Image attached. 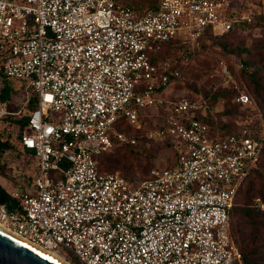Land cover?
<instances>
[{
    "label": "built area",
    "instance_id": "built-area-1",
    "mask_svg": "<svg viewBox=\"0 0 264 264\" xmlns=\"http://www.w3.org/2000/svg\"><path fill=\"white\" fill-rule=\"evenodd\" d=\"M242 22L252 18L232 0H156L146 12L124 0H0L2 76L28 81L37 97L28 116L0 98V122L27 118L17 142L38 168L35 193L13 195L15 210L0 204V224L78 264H243L229 220L261 144L247 130L213 136L196 119L199 102L167 101L179 70L150 58L174 39ZM237 102L251 103L246 94ZM147 108L171 115L148 137L177 149L176 167L154 168L134 187L101 173L97 158L114 139L136 144L115 124L124 117L141 128Z\"/></svg>",
    "mask_w": 264,
    "mask_h": 264
},
{
    "label": "rangeland",
    "instance_id": "rangeland-1",
    "mask_svg": "<svg viewBox=\"0 0 264 264\" xmlns=\"http://www.w3.org/2000/svg\"><path fill=\"white\" fill-rule=\"evenodd\" d=\"M125 1V0H124ZM234 8L252 18V23L243 30L235 31L226 36L207 34L200 39L182 38L181 44H176L164 53V58L176 63L181 71L179 80L171 83L161 96L167 101L177 102L182 97L205 98L217 92L228 91L229 98L212 105L209 120L214 127L225 125L229 129L243 125L250 130H257L261 136L264 132V103L254 100L249 74L264 66V0H232ZM240 49H248L249 53H242ZM246 60L250 66L247 72L242 61ZM8 86L6 101L14 110L22 111L23 116L31 113L27 102L32 95L28 81L0 76V92L4 85ZM239 94L250 97L252 105L240 107L236 103ZM229 103V104H228ZM229 105V106H227ZM238 108L234 112L233 106ZM233 109L232 114L226 111ZM166 109L147 108L140 114L141 128L124 127V132L130 134L137 141L134 147L123 146L116 143L113 149L99 159V170L103 174H119L129 180L134 187L147 178L149 171L155 167L166 169L176 162L177 149L168 140L149 138L155 130L159 129L171 115ZM62 115L50 112L49 121L59 124ZM18 126L9 121H1L0 129L5 133H16ZM122 129V128H121ZM120 129V130H121ZM128 136V135H126ZM129 137V136H128ZM264 137V135L262 136ZM130 138V137H129ZM17 138L12 140L13 149L0 156V167L4 175H0V185L11 195L34 194L33 185L38 177V170L34 157L24 153L17 144ZM264 157V156H263ZM264 163L260 170L262 171ZM251 180L249 178L247 183ZM245 188L239 198V206L246 201ZM264 209L262 201H254ZM237 214L232 217V227L242 223ZM69 264H78L73 253L60 249L59 253Z\"/></svg>",
    "mask_w": 264,
    "mask_h": 264
},
{
    "label": "trees",
    "instance_id": "trees-1",
    "mask_svg": "<svg viewBox=\"0 0 264 264\" xmlns=\"http://www.w3.org/2000/svg\"><path fill=\"white\" fill-rule=\"evenodd\" d=\"M125 3H127L128 5H130L131 7H133L134 9L140 12H146L148 10L155 8L156 6V0H125ZM263 21H264V17H263ZM251 23H248V22L239 23L235 25V27L230 32L223 34V35H215L211 30H206L198 39L204 37L207 34H212L214 36H226L235 31H238V30L241 31L247 28L248 25ZM180 40H182V38L174 39L170 41L169 43L163 44L162 49L160 51L150 53V58L152 62L158 63L162 60L167 59V58H164L165 51L167 49H170V47H173L176 44H181ZM261 49L264 55V45H262ZM240 51L242 53H247V54L249 53L248 49H240ZM174 64H175V67L179 70L180 74H179V77L173 78L171 80V83L179 80L181 77V71L179 67L177 66L176 63ZM242 64H243L244 70L247 72L250 66L249 62L246 60H243ZM248 74H249V80H250L251 88H252V94H253L252 96L254 100H257L260 103H264V66ZM0 76H2L1 70H0ZM7 89H8V86L6 84L2 88V91L0 92V98L2 100L7 99V96L9 94ZM31 94L32 95L29 97V100H28V106H30L31 110H33L36 107L37 97L33 93V91L31 92ZM239 95L236 97V103L238 104V106L250 108V106L252 105L251 99H250L251 101L250 104L241 105L240 103L237 102V98L239 97ZM231 97L232 95H229L228 91H223L220 93L219 92L213 93L211 95L208 94L206 95L205 98H200V99L198 97H186V98L189 99L190 101H197L200 103L201 108L196 113V119L207 125L210 134H212L213 136L224 137V136L233 135V134L234 135L241 134L244 130L248 131V128L244 127L243 125H239L233 129H229L225 125L221 127H214L213 124L210 122L209 112H210L212 105L215 103H218L219 101L225 100L226 98H229V100L231 101L232 100ZM232 106L234 108V112L237 113L238 108L235 107L234 105ZM226 112H227L226 113L227 115H230L232 114L233 109L230 108ZM4 121H9L10 124L17 125L18 128L16 130V133H5L4 129H0V156L6 151L14 148L12 145V140L14 136H16L18 140L25 132V129L28 124V120L25 117H23L22 119H18V120L5 119ZM115 126L118 132L128 135L130 138H134V137H131L130 134H128L127 132H124L123 130L124 127L140 129L128 123V121L124 117H120L117 120ZM248 132H250L251 135L260 142L262 150H261L260 156L258 158V161L255 167L250 171L249 175L246 177L242 186L240 187V189L238 190L235 196L234 206L231 211L230 220H229L228 232H229L230 237L237 244L241 252L243 264H264V209H261L260 207H258L256 203H254L256 199H260L262 201V205L264 206V169L262 171L260 170L262 163H264V157H263L264 156V137H262L264 135V132L262 136L261 134H259V131L254 130V129ZM114 142L115 144L117 143L115 139H114ZM168 144L170 143L168 142ZM120 145L134 147L137 145V143L134 145L133 144H120ZM23 152L34 157L35 159V155L32 152H29L26 150ZM102 156L103 155H100L97 158L98 166H99V159ZM176 160H177V157H176ZM35 162H36V167H37L36 159H35ZM174 167H176V163L172 164V166H170L169 168H174ZM263 168H264V165H263ZM1 170L2 169L0 167V175L3 176L4 172ZM150 172L151 171H149L147 178L143 181L149 180L151 178ZM249 178H251V180L247 183V187L245 188L246 182ZM127 181L130 182L129 180ZM33 187L35 186L33 185ZM244 188H245L246 201L243 205L239 206L238 204L239 198ZM34 193H35V188H34ZM0 204L6 205L10 210H15L18 207V202L3 188L2 185H0ZM236 214L241 219H243V221L242 223L238 224L237 227L236 226L232 227V217Z\"/></svg>",
    "mask_w": 264,
    "mask_h": 264
},
{
    "label": "water",
    "instance_id": "water-1",
    "mask_svg": "<svg viewBox=\"0 0 264 264\" xmlns=\"http://www.w3.org/2000/svg\"><path fill=\"white\" fill-rule=\"evenodd\" d=\"M0 264H58L50 257L0 229Z\"/></svg>",
    "mask_w": 264,
    "mask_h": 264
},
{
    "label": "bare ground",
    "instance_id": "bare-ground-1",
    "mask_svg": "<svg viewBox=\"0 0 264 264\" xmlns=\"http://www.w3.org/2000/svg\"><path fill=\"white\" fill-rule=\"evenodd\" d=\"M0 229L5 231L6 233L16 237L17 239L27 243L28 245L34 247L35 249L41 251L42 253H44L45 255H47L48 257H50L52 260H54L55 262H57L58 264H69L67 262V260L62 257L58 252H54V251H47V250H44L30 242H28L26 239L20 237L17 233H15L14 231L8 229L7 227H5L4 225L0 224Z\"/></svg>",
    "mask_w": 264,
    "mask_h": 264
},
{
    "label": "crops",
    "instance_id": "crops-1",
    "mask_svg": "<svg viewBox=\"0 0 264 264\" xmlns=\"http://www.w3.org/2000/svg\"><path fill=\"white\" fill-rule=\"evenodd\" d=\"M18 144V143H17ZM20 147V146H19ZM21 148V147H20Z\"/></svg>",
    "mask_w": 264,
    "mask_h": 264
}]
</instances>
